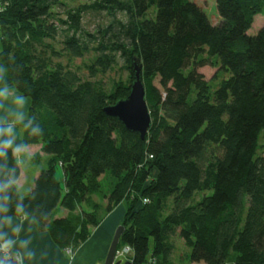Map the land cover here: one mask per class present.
<instances>
[{
	"label": "trees",
	"instance_id": "obj_1",
	"mask_svg": "<svg viewBox=\"0 0 264 264\" xmlns=\"http://www.w3.org/2000/svg\"><path fill=\"white\" fill-rule=\"evenodd\" d=\"M216 7L215 26L191 0H0V87L32 103L14 132L0 125V244L7 219L35 216L75 254L126 203L120 247L131 248L130 264H171L173 237L192 263L264 264V28L250 35L264 0ZM102 16L110 24L89 33L85 23ZM92 51V79L120 54L130 84L104 93L56 61ZM135 64L153 120L144 140L104 111L129 96ZM214 66L208 81L200 70ZM30 145L50 159L21 196L14 151ZM0 264H19L18 253Z\"/></svg>",
	"mask_w": 264,
	"mask_h": 264
},
{
	"label": "crops",
	"instance_id": "obj_2",
	"mask_svg": "<svg viewBox=\"0 0 264 264\" xmlns=\"http://www.w3.org/2000/svg\"><path fill=\"white\" fill-rule=\"evenodd\" d=\"M220 22L217 21L215 24H212L216 26ZM256 26L259 29L264 28V16L258 15L256 17L253 28H256ZM1 46L0 38V51L2 50ZM31 105L30 99L23 98L18 93L0 87V125L9 126L11 131L14 132L21 121L28 119ZM42 149V145H30L27 148H20L14 151L15 158L18 160L21 169V176L17 182L20 194L21 189L26 191L25 195L31 193L35 185V179L43 171L42 169V171L35 172L32 175L33 178H31L22 169L20 159L23 161L24 157H27L30 160L35 158L41 162L43 159L48 161L50 157L44 154ZM58 174H60V179L64 181L62 171H59ZM99 202L101 203L100 199ZM58 212L57 218H67L69 215V212L64 209ZM123 218L124 210L121 204L115 211L107 215L97 228L91 229L92 233L89 240L75 254L70 255L67 252L68 250H62L59 245L54 243L48 231L40 230V225L35 216L12 217L6 220L9 236L7 244L12 251L14 250L18 253L21 264H104L116 230L122 226ZM178 240L184 252L182 255L181 253L178 254V247L175 243L171 264H197L189 260L191 255L190 248L186 247L183 240ZM126 247H120L119 250H124ZM132 256L133 253L128 255L127 258L119 260L126 262ZM201 264L205 263L202 262Z\"/></svg>",
	"mask_w": 264,
	"mask_h": 264
},
{
	"label": "rangeland",
	"instance_id": "obj_3",
	"mask_svg": "<svg viewBox=\"0 0 264 264\" xmlns=\"http://www.w3.org/2000/svg\"><path fill=\"white\" fill-rule=\"evenodd\" d=\"M94 0H61V2L65 3L67 6L71 7H77L80 4H90L91 2H93ZM194 4H196L199 8H202L204 10V12L206 13L207 17L210 19L211 23H216L217 21H221V19L219 18L218 15V10L216 7V0H191ZM59 12H61L62 10H58ZM57 11V12H58ZM151 17L154 16L153 11H151L150 15ZM260 16H264V15H260ZM119 19H121L122 21H126L127 18L125 15H119L118 17ZM110 19L107 18V16H102L98 19L94 18L91 20H88L87 23V31L89 33H96L97 28L101 25L108 26ZM261 29H259L257 26L256 28L254 27L253 30L250 32V35H256ZM94 46H96L95 44H93ZM54 47H56V50L59 51V49L61 48L60 45L58 43L55 42ZM96 53L92 51V53H90L89 55L85 56L82 59H70L69 57L63 56L60 59H56L57 63H62L64 66L68 67L69 69H72L74 71H77L79 73V75L81 76L82 79L84 80H89L91 82H95L99 85V87L102 89V91H104V93H111L116 87V85L118 84H123L125 86L129 85L131 82V77L130 74L127 70V67L124 66V60L122 59L121 55L119 54L118 56V60H117V64L115 65V67L108 71L107 73L103 74H99L97 76H95L93 79L91 78V74L89 71V67L93 64V62L96 59ZM217 59V58H216ZM201 73H204L206 75V79L209 81L211 79H213L215 77V74L217 72V67H205L202 70H200ZM224 75L222 74L219 81L223 80ZM218 81V82H219ZM264 137H262V135L260 136V145H262L264 139ZM260 156L264 157V152L261 151L259 152ZM20 163H21V167L24 170L25 173H27L29 176L32 177V175L35 172L38 171H42V169H47V164L48 161L46 159H43V161H38L37 159H28L27 157H24V160L22 161L20 159ZM58 177L60 178V174H58ZM31 182V180H30ZM26 191H24L23 189H21V195H25ZM199 199V196L197 197V201ZM94 200H96V202L99 203V199L94 198ZM104 203V202H103ZM145 203V201H144ZM165 211L163 216L166 217L167 214H169L172 210V200H170L169 202H167L166 206H165ZM122 208L124 210V216L127 212V204L126 203H122ZM173 242L176 243L177 247H178V254L181 253V255L183 254L184 250L181 247V244H179V237H173ZM120 252H123L124 250H119ZM129 255V254H128ZM118 260L115 261V263ZM125 262V261H124Z\"/></svg>",
	"mask_w": 264,
	"mask_h": 264
},
{
	"label": "water",
	"instance_id": "obj_4",
	"mask_svg": "<svg viewBox=\"0 0 264 264\" xmlns=\"http://www.w3.org/2000/svg\"><path fill=\"white\" fill-rule=\"evenodd\" d=\"M134 76L135 80L130 86L129 96L125 100L118 101L115 105L106 107L104 111L108 116L121 121L128 132L136 133L144 140L150 132L153 120H151V112L148 109L146 87L143 84L140 65H136ZM124 230L123 225L116 230L104 264H130L122 260L115 263Z\"/></svg>",
	"mask_w": 264,
	"mask_h": 264
},
{
	"label": "built area",
	"instance_id": "obj_5",
	"mask_svg": "<svg viewBox=\"0 0 264 264\" xmlns=\"http://www.w3.org/2000/svg\"><path fill=\"white\" fill-rule=\"evenodd\" d=\"M144 201H145V203H148V200L145 199ZM11 252H12V250L8 246L7 243L0 244V257H4V258H8L9 259V258H11ZM67 252L70 255H72V250L71 249H68ZM117 253L118 254H117L116 260H119V259H124L125 257L127 258L128 254L130 255L132 253V250H131V248L126 247L123 252H120L118 250ZM129 261H131V260H127L126 262H129ZM18 263L21 264L19 257H18Z\"/></svg>",
	"mask_w": 264,
	"mask_h": 264
}]
</instances>
